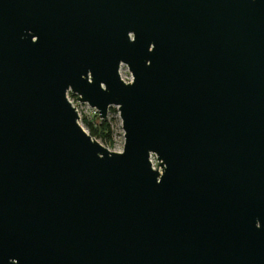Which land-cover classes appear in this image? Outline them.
<instances>
[{
  "label": "water",
  "instance_id": "obj_1",
  "mask_svg": "<svg viewBox=\"0 0 264 264\" xmlns=\"http://www.w3.org/2000/svg\"><path fill=\"white\" fill-rule=\"evenodd\" d=\"M0 264H264V0H0Z\"/></svg>",
  "mask_w": 264,
  "mask_h": 264
},
{
  "label": "rangeland",
  "instance_id": "obj_2",
  "mask_svg": "<svg viewBox=\"0 0 264 264\" xmlns=\"http://www.w3.org/2000/svg\"><path fill=\"white\" fill-rule=\"evenodd\" d=\"M120 75L122 78H131L130 72L126 65H121L120 67ZM70 98H73L72 96ZM76 103V101H74ZM79 110V123L82 127L88 131L87 124L84 122V119L90 121L93 126H97L101 119L98 116V112L95 108H91L86 103H77ZM109 125L110 136L109 139L111 143H108L107 139L102 137H98V139L110 149L122 150L124 143L123 130L121 127V120L119 117V112L116 106H110L107 111L106 119L104 120ZM151 161L156 165V160L154 156L151 157Z\"/></svg>",
  "mask_w": 264,
  "mask_h": 264
},
{
  "label": "trees",
  "instance_id": "obj_3",
  "mask_svg": "<svg viewBox=\"0 0 264 264\" xmlns=\"http://www.w3.org/2000/svg\"><path fill=\"white\" fill-rule=\"evenodd\" d=\"M84 122L87 124L88 127V133L95 138L102 137L104 139H107L108 143H111L109 136H110V131H109V125L106 121L101 120L100 123L97 126H93V124L84 119Z\"/></svg>",
  "mask_w": 264,
  "mask_h": 264
},
{
  "label": "built area",
  "instance_id": "obj_4",
  "mask_svg": "<svg viewBox=\"0 0 264 264\" xmlns=\"http://www.w3.org/2000/svg\"><path fill=\"white\" fill-rule=\"evenodd\" d=\"M67 96L69 97V99L72 101V103L75 105V107H76L77 110H78L77 103H79V101L77 100L76 95H74V94L68 92V93H67ZM71 96H72L73 98H70ZM74 101H76V103H75ZM78 111H79V110H78ZM96 111H97V110H96Z\"/></svg>",
  "mask_w": 264,
  "mask_h": 264
}]
</instances>
